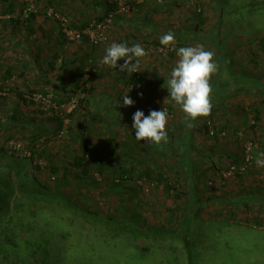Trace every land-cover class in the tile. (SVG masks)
I'll list each match as a JSON object with an SVG mask.
<instances>
[{"label":"rangeland","instance_id":"374dc122","mask_svg":"<svg viewBox=\"0 0 264 264\" xmlns=\"http://www.w3.org/2000/svg\"><path fill=\"white\" fill-rule=\"evenodd\" d=\"M189 1L123 0L93 47L65 33L108 0H0V264H264V0ZM113 42L146 49L135 76L101 63ZM197 45L218 67L209 113L189 122L166 81L175 49ZM138 109L167 111L166 142L135 139ZM80 134L87 175L69 163ZM245 143L249 167L222 178Z\"/></svg>","mask_w":264,"mask_h":264},{"label":"clouds","instance_id":"9594fccd","mask_svg":"<svg viewBox=\"0 0 264 264\" xmlns=\"http://www.w3.org/2000/svg\"><path fill=\"white\" fill-rule=\"evenodd\" d=\"M160 44L165 48L175 47L173 32L168 31L160 37ZM178 60L167 74L166 90L169 103L174 102L185 114L187 121H194L198 116H206L211 108L210 84L211 74L217 71V64L213 61V53L205 50L203 45L179 47L175 49ZM146 49L139 43L127 46L126 42H113L105 49L101 63L110 68H117V61L123 59L119 65L121 70L130 74L137 71L139 59L146 55ZM134 61L133 63H130ZM130 106L134 101L124 95L117 105ZM166 110H150L145 115L142 110H136L132 115V129L137 141L159 145L168 139L165 125L167 123ZM192 126L191 123L188 124ZM257 167H264V153H259L255 160Z\"/></svg>","mask_w":264,"mask_h":264},{"label":"built area","instance_id":"2783aa9c","mask_svg":"<svg viewBox=\"0 0 264 264\" xmlns=\"http://www.w3.org/2000/svg\"><path fill=\"white\" fill-rule=\"evenodd\" d=\"M116 4V10L115 11H109V13L104 16V18L100 21H93L92 23L88 24L86 27H84L82 30H69L65 33L69 39L72 40H79L83 37H88L89 41L91 42V45L93 47L100 46L103 42L106 40V33L109 30V28L112 26V23L114 21V14L115 13H123V11H126V7L124 6L123 0H114ZM142 0H139L141 2ZM30 7L27 6L25 11H30ZM47 16L59 18V16L54 11L47 12ZM184 47V46H182ZM170 51L173 50V47L170 46ZM167 51L166 49L157 46L156 52H164ZM74 105H71L73 107ZM251 147L249 143H245L244 145V151L243 154L237 163L229 164L222 172L221 176L222 178H232L234 176L240 175L246 171V169L249 167L251 163Z\"/></svg>","mask_w":264,"mask_h":264},{"label":"trees","instance_id":"16d2710c","mask_svg":"<svg viewBox=\"0 0 264 264\" xmlns=\"http://www.w3.org/2000/svg\"><path fill=\"white\" fill-rule=\"evenodd\" d=\"M116 4H115V1L114 0H108V4L106 5L105 7V10H104V14H102V16L98 17L96 19V21H100L104 18V16H106L109 11H115L116 10ZM119 13V12H118ZM118 13H115L114 14V17H116V15ZM201 13L198 11L196 17L200 18L201 17ZM201 19V18H200ZM202 22V21H201ZM88 24H81L79 25L77 28L78 30H82L84 27H86ZM84 39H86V37H83ZM81 61V60H80ZM77 69H78V75L81 79V76L84 75L85 71H84V67L83 65L81 64L80 66H77ZM132 76H135L133 73H132ZM79 80V79H78ZM129 80L131 81V83L133 85H135L136 87V81L134 80L133 77L129 78ZM60 127V126H58ZM80 136V142L79 143V150L81 152L80 155L78 156H74L70 161V165L72 168L76 169V170H79V172H81V174H86L89 172V168H90V159L87 157L88 155H90L92 153V151L94 150V147H92V144L90 142H87L85 139H84V136H82V134L79 135ZM95 161H96V164L98 165V168L99 170L102 172L103 170V163H102V160L99 159V158H95ZM239 162V161H238ZM128 172H131V170L129 169ZM82 178V176H80ZM121 178V177H120ZM85 179V178H84ZM120 184V182L118 181L117 183L113 184L115 186H118Z\"/></svg>","mask_w":264,"mask_h":264},{"label":"crops","instance_id":"0c3cea01","mask_svg":"<svg viewBox=\"0 0 264 264\" xmlns=\"http://www.w3.org/2000/svg\"><path fill=\"white\" fill-rule=\"evenodd\" d=\"M186 1V0H185ZM209 0H203V2H205V5H207V4H209V2H208ZM189 2H191V0L189 1ZM177 13H180L179 14V17L180 18H185L186 19V17H189L190 19L192 18L193 19V17H194V15L192 14V10H188V9H186V8H184V9H182V8H180L179 9V11H177ZM183 23H184V20L182 21ZM180 32H182V31H179V33ZM185 39H183L182 41H184ZM184 140V139H183ZM185 141V140H184ZM200 145H202L201 143H199Z\"/></svg>","mask_w":264,"mask_h":264}]
</instances>
